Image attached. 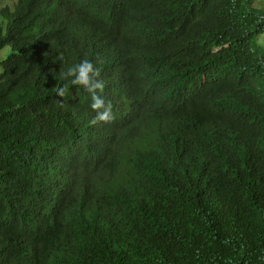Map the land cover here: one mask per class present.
Returning a JSON list of instances; mask_svg holds the SVG:
<instances>
[{
    "label": "trees",
    "instance_id": "16d2710c",
    "mask_svg": "<svg viewBox=\"0 0 264 264\" xmlns=\"http://www.w3.org/2000/svg\"><path fill=\"white\" fill-rule=\"evenodd\" d=\"M263 35L258 0L0 8V224L16 239L0 245V264H264ZM70 142L125 172L85 158L39 171L54 193L76 176L66 200L108 180L94 214L48 207L36 189L39 154Z\"/></svg>",
    "mask_w": 264,
    "mask_h": 264
},
{
    "label": "clouds",
    "instance_id": "9594fccd",
    "mask_svg": "<svg viewBox=\"0 0 264 264\" xmlns=\"http://www.w3.org/2000/svg\"><path fill=\"white\" fill-rule=\"evenodd\" d=\"M8 1V0H5ZM10 1V0H9ZM17 2V0H16ZM15 6V5H14ZM2 8V7H0ZM92 66L88 64L87 62L84 63V65L80 69V76H79V82L87 84L88 83V72L91 71ZM94 108L99 107V102L93 105ZM101 120H107L108 115L104 114L100 116ZM126 139L130 140L132 142V139L129 135L126 136ZM121 140H118V137L114 139L115 145L117 146ZM136 142H140L142 145L144 143L140 138H136L134 140ZM133 143V142H132ZM128 144V148H129ZM159 144L154 140L151 144L148 145L146 148L148 154L152 157L153 153H156L158 151ZM63 147L53 146L51 149H48L44 151V153H40L38 158L35 162V167L37 168L36 171V189L39 190L40 188L43 189V197L45 201L48 204V207L55 206L57 204L65 205V207L68 209L70 205L71 210H73L75 213H78L79 215L85 214L87 209H92V214H94L100 206H105L103 202L100 200V197L98 195V188L101 184L106 183L108 180L105 179H93L91 180L90 184L87 187V193L80 196H75L71 199L66 200L65 196L67 193H69L71 190L76 188L79 183L77 182V178L70 177V176H62L58 182L60 185V192L54 193L52 189L49 187V183L46 180H41L39 177V171L40 170H47L55 165H60L62 168L66 167L67 164L70 163L71 160H77L78 162H81L84 158L86 159V162H91L90 164H86L84 167H89L92 165L97 164L98 162L101 163L102 166L106 167L110 174L112 176H120L124 174L125 172L121 169L120 165H117V161L114 156L107 155V154H100L97 158H90L84 156L85 146L79 145L74 142H70L69 150L61 149ZM131 148L133 149V156L134 159H142L143 155V149L139 148L138 146L131 145ZM264 160V153L259 152L258 161ZM120 210L121 212L126 216H132L129 208V202L128 197L121 199L120 203ZM168 212L171 214H176L173 210L168 209ZM0 233L4 235V239L0 240L1 246H6L7 244L15 241L12 234V222H5L0 224ZM141 246H143L142 239H141ZM155 249V248H152Z\"/></svg>",
    "mask_w": 264,
    "mask_h": 264
},
{
    "label": "rangeland",
    "instance_id": "374dc122",
    "mask_svg": "<svg viewBox=\"0 0 264 264\" xmlns=\"http://www.w3.org/2000/svg\"><path fill=\"white\" fill-rule=\"evenodd\" d=\"M258 3L259 5L261 4L264 5V0H258ZM15 4H16V0H10V1L0 0V7H5V6L14 7ZM258 42L262 46H264V35L258 38ZM2 57L3 55H0V59H3Z\"/></svg>",
    "mask_w": 264,
    "mask_h": 264
}]
</instances>
